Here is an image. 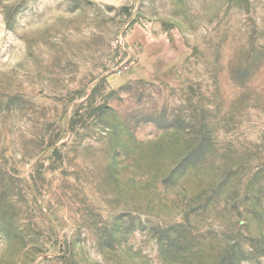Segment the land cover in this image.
I'll return each instance as SVG.
<instances>
[{
	"label": "rangeland",
	"instance_id": "374dc122",
	"mask_svg": "<svg viewBox=\"0 0 264 264\" xmlns=\"http://www.w3.org/2000/svg\"><path fill=\"white\" fill-rule=\"evenodd\" d=\"M0 264H264V0H0Z\"/></svg>",
	"mask_w": 264,
	"mask_h": 264
}]
</instances>
